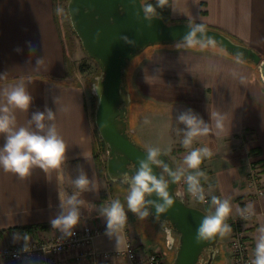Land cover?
I'll return each mask as SVG.
<instances>
[{
  "label": "crops",
  "instance_id": "obj_1",
  "mask_svg": "<svg viewBox=\"0 0 264 264\" xmlns=\"http://www.w3.org/2000/svg\"><path fill=\"white\" fill-rule=\"evenodd\" d=\"M169 13L171 22L223 30L264 59V0H170ZM130 83L128 129L132 138L168 154L175 170L183 172L178 183L188 204L214 215L212 197L227 200L231 208L224 221L227 225L248 209L252 217L244 225L253 239L255 255L259 229L264 227V84L255 64L218 45L161 44L140 59ZM17 87L31 96L27 110L7 103L6 94ZM95 105L92 89L69 72L55 0H0V108H10L16 118L14 130L26 127L30 131H38L33 115H46L50 109L55 120L45 124H54L66 143L59 169L45 171L34 166L21 178L0 167V246L66 234L53 228L50 221L63 211L62 197L77 194L82 202L80 219L70 232L85 225H107L102 207L115 199L122 202L128 184L112 181L107 175L106 146L95 125ZM189 111L209 132L194 138L186 148L187 127L179 116ZM6 137L0 133V149ZM204 147L211 156H204L198 169L188 168L185 156ZM254 166L263 187L259 194L247 184ZM197 172L204 173L198 179L207 202L188 191L187 176ZM80 175L90 181L89 190L76 188L74 182ZM124 211L130 216L129 224H137L134 213ZM141 224L162 223L148 213ZM124 239L123 231L117 229L95 237L94 245L113 250L121 248ZM228 239L229 232L219 235L220 253L228 255ZM41 260L0 259V264H40ZM59 264H76L73 253L60 256Z\"/></svg>",
  "mask_w": 264,
  "mask_h": 264
},
{
  "label": "water",
  "instance_id": "obj_2",
  "mask_svg": "<svg viewBox=\"0 0 264 264\" xmlns=\"http://www.w3.org/2000/svg\"><path fill=\"white\" fill-rule=\"evenodd\" d=\"M67 10L83 48L100 69L92 83V92L96 96L94 119L106 146V171L112 181L123 182L125 173L133 176L139 169V162L147 159L149 147L135 141L128 129L131 94L125 73L128 62L139 50L155 43L188 41L195 32L193 42L217 44L233 56L257 65L264 84V59L253 47L215 28L187 21L167 23L161 16L148 15L142 0H68ZM158 159L171 171H176L163 150ZM151 167L157 178L163 175L169 181L168 192L173 204L165 212L157 211L156 205L163 201L156 194L146 197V201L149 202V215L167 225L169 248L177 235L173 264H213L219 254V234L197 242L198 229L209 214L188 204L179 183L172 182V177L162 167Z\"/></svg>",
  "mask_w": 264,
  "mask_h": 264
},
{
  "label": "clouds",
  "instance_id": "obj_3",
  "mask_svg": "<svg viewBox=\"0 0 264 264\" xmlns=\"http://www.w3.org/2000/svg\"><path fill=\"white\" fill-rule=\"evenodd\" d=\"M157 2L160 7H163L167 0H157ZM153 11L151 5L145 7V12L152 13ZM195 34L193 32L187 38L189 44L193 43L192 37ZM6 95L8 105L21 110H27L31 103V96L23 87H17ZM32 120L35 122L38 131H30L26 127L14 130L16 118L10 114V108L8 106L0 108V133L7 134L6 143L0 149V167H3L5 172L18 174L21 178L28 176L34 166H38L45 171L59 169L65 159L66 143L64 139L58 133L54 124L51 126L45 124L46 120H55L54 113L50 109L47 110L46 115L43 112H37L33 115ZM179 121L187 127L183 140V145L186 148L193 143L194 138L207 135L209 132L208 126L204 125V122L190 111L180 115ZM217 127H222L219 120L217 121ZM159 155V148H148L147 159L139 162V169L135 174L131 177L127 173L123 175V182L129 186L126 195L127 207L141 218L148 215L146 209L149 202L146 201V197L152 194H156L163 201V204L156 205L158 212H165L167 207L173 204V199L168 192L169 181L163 175L157 178L153 174L151 165L162 167L163 171L172 177V182H179L183 175L182 171H171L167 165L158 159ZM204 156H211V152L207 147L193 149L185 156L184 163L190 169H198ZM203 175L204 173L197 172L196 175H188L186 180L188 191L201 201L204 200V195L198 177ZM74 183L76 188L81 191L89 190L90 181L85 175H80ZM77 195L67 198L62 197L61 208L63 211L50 221L53 228L71 234L70 230L78 224L80 219L79 205L82 202L77 199ZM177 195L179 196V193ZM212 203L216 205L215 214L208 215L203 219L198 229L197 242L201 239H211L217 234L223 236L231 231L230 227L224 223L225 218L231 212L229 202L213 196ZM101 213L107 218L109 230L122 227L127 219L124 206L119 199H115L109 205L102 207ZM259 231L260 236L256 244L255 259L252 264H264V227ZM171 242V239H169V243Z\"/></svg>",
  "mask_w": 264,
  "mask_h": 264
},
{
  "label": "built area",
  "instance_id": "obj_4",
  "mask_svg": "<svg viewBox=\"0 0 264 264\" xmlns=\"http://www.w3.org/2000/svg\"><path fill=\"white\" fill-rule=\"evenodd\" d=\"M247 184L254 193L262 192L263 187L257 167L254 166L249 172ZM203 195V202H207L208 196ZM125 214L126 222L118 228L125 236L121 248L101 250L94 245L95 237L117 229L109 230L107 225H85L79 230L70 232L71 234H57L52 239H33L22 244L0 246V259L42 257L40 264H59L60 256L71 252L76 264H166L163 248L146 246L140 240L133 224H129V214L127 212ZM251 217L252 213L244 209L228 224L231 229L227 242L228 264H252L255 259L254 242L244 225V222Z\"/></svg>",
  "mask_w": 264,
  "mask_h": 264
},
{
  "label": "rangeland",
  "instance_id": "obj_5",
  "mask_svg": "<svg viewBox=\"0 0 264 264\" xmlns=\"http://www.w3.org/2000/svg\"><path fill=\"white\" fill-rule=\"evenodd\" d=\"M67 2L68 0H55V14L57 18V22L59 25V29L61 31L63 41L65 43V48L67 52V62L69 67V72L75 73L76 78L82 80L87 89H92L93 81H95V76L99 74L100 69L97 62L92 59L85 49L83 48L81 41L77 34L74 32L71 23L69 21V14L67 12ZM178 45V44H188V41H175L170 43H155L147 46L146 48L139 50L135 56L128 62L126 73H125V81L127 88L130 87V81L132 77V73L134 67L140 61L144 55H146L151 48L157 45ZM193 45L200 44H211V43H200L193 42ZM84 67V69H83ZM255 69L257 74L260 76V71L257 65H255ZM130 92V88L128 89ZM131 94V92H130ZM129 187V186H128ZM121 203L125 209L129 210L127 207L126 195H123L121 198ZM134 217L137 224H133L136 233L139 235L140 240L146 245L150 247L160 246L163 248V251L166 255H174L173 250H169L166 245V232L164 230L163 224H141L142 218L134 213ZM174 235V234H173ZM177 237V235H174ZM229 258L228 255L220 253L217 255L214 264H228ZM169 264V263H168Z\"/></svg>",
  "mask_w": 264,
  "mask_h": 264
},
{
  "label": "trees",
  "instance_id": "obj_6",
  "mask_svg": "<svg viewBox=\"0 0 264 264\" xmlns=\"http://www.w3.org/2000/svg\"><path fill=\"white\" fill-rule=\"evenodd\" d=\"M142 2H143L144 9L148 5H151L153 7V9H154V11L152 13H147L146 12L148 15H158V16H161L167 23H172L171 19H170V13H169L170 0H167V3L163 7H160L158 5L157 0H142ZM67 12H68V10H67ZM68 18H69V16H68ZM69 21H70V19H69ZM215 29H218V28H215ZM218 30H220V29H218ZM220 31H222V32L226 33L227 35H229L227 32H225L223 30H220ZM230 37L235 40L234 37H232V36H230ZM83 69H84V67H83Z\"/></svg>",
  "mask_w": 264,
  "mask_h": 264
},
{
  "label": "flooded vegetation",
  "instance_id": "obj_7",
  "mask_svg": "<svg viewBox=\"0 0 264 264\" xmlns=\"http://www.w3.org/2000/svg\"><path fill=\"white\" fill-rule=\"evenodd\" d=\"M163 226H164V230L167 228V225H165V224H163ZM166 235V234H165ZM166 245H167V248L171 251V250H173L174 251V255L173 256H169V255H166V264H173V259H174V257H175V253H176V247H177V237H175V241H174V243H173V245H172V247H168V242H167V239H166ZM204 257L207 259V255L206 254H204ZM215 261V260H214ZM213 264H214V262H213Z\"/></svg>",
  "mask_w": 264,
  "mask_h": 264
}]
</instances>
